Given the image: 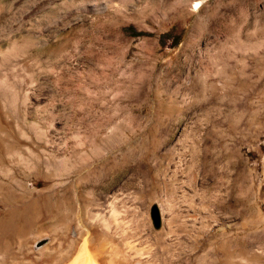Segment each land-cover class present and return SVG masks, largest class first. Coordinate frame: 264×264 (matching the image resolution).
<instances>
[{
    "label": "rangeland",
    "instance_id": "374dc122",
    "mask_svg": "<svg viewBox=\"0 0 264 264\" xmlns=\"http://www.w3.org/2000/svg\"><path fill=\"white\" fill-rule=\"evenodd\" d=\"M87 254L264 264V0H0V264Z\"/></svg>",
    "mask_w": 264,
    "mask_h": 264
},
{
    "label": "bare ground",
    "instance_id": "6f19581e",
    "mask_svg": "<svg viewBox=\"0 0 264 264\" xmlns=\"http://www.w3.org/2000/svg\"><path fill=\"white\" fill-rule=\"evenodd\" d=\"M199 4H200V1H197L196 5L198 6ZM12 31H13V26L12 25L8 26V30H6V33L7 32H12ZM113 218H114L113 220L118 221V219H117L118 217H117V213L116 212L113 213ZM127 247L129 248V246H127ZM111 253L115 257L116 256H120V255H124V252L121 249H119L118 247H112ZM137 253H139V252H137ZM72 264H97V263H96L95 259H93V257L91 255L87 254L85 256L81 255V258H79L78 260H75Z\"/></svg>",
    "mask_w": 264,
    "mask_h": 264
},
{
    "label": "water",
    "instance_id": "95a60500",
    "mask_svg": "<svg viewBox=\"0 0 264 264\" xmlns=\"http://www.w3.org/2000/svg\"><path fill=\"white\" fill-rule=\"evenodd\" d=\"M152 220L155 227L160 225V214L158 208L154 205L151 209Z\"/></svg>",
    "mask_w": 264,
    "mask_h": 264
},
{
    "label": "trees",
    "instance_id": "16d2710c",
    "mask_svg": "<svg viewBox=\"0 0 264 264\" xmlns=\"http://www.w3.org/2000/svg\"><path fill=\"white\" fill-rule=\"evenodd\" d=\"M135 34L139 35V34H142V32H135Z\"/></svg>",
    "mask_w": 264,
    "mask_h": 264
}]
</instances>
